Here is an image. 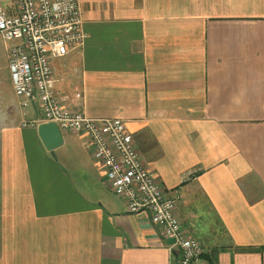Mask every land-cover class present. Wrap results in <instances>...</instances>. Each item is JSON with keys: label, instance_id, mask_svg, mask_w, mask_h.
<instances>
[{"label": "crops", "instance_id": "crops-1", "mask_svg": "<svg viewBox=\"0 0 264 264\" xmlns=\"http://www.w3.org/2000/svg\"><path fill=\"white\" fill-rule=\"evenodd\" d=\"M79 3L84 45L52 63L66 108L124 122L177 198L198 264H264V0ZM3 48L0 264H179L148 214L105 186L84 138L61 132L44 149Z\"/></svg>", "mask_w": 264, "mask_h": 264}, {"label": "built area", "instance_id": "built-area-1", "mask_svg": "<svg viewBox=\"0 0 264 264\" xmlns=\"http://www.w3.org/2000/svg\"><path fill=\"white\" fill-rule=\"evenodd\" d=\"M80 0H13L0 4V39L14 95L22 109H35L37 123H54L60 132L84 138L104 174V184L130 214L147 213L179 264H198L203 250L176 217L178 200L168 196L157 177L143 168L132 137L120 120H91L71 112L54 89L52 63L84 45ZM79 97V96H77ZM35 124L23 123V128Z\"/></svg>", "mask_w": 264, "mask_h": 264}, {"label": "water", "instance_id": "water-1", "mask_svg": "<svg viewBox=\"0 0 264 264\" xmlns=\"http://www.w3.org/2000/svg\"><path fill=\"white\" fill-rule=\"evenodd\" d=\"M38 138L47 152H52L63 144L62 133L54 123H41L37 126ZM173 240H167V245Z\"/></svg>", "mask_w": 264, "mask_h": 264}, {"label": "rangeland", "instance_id": "rangeland-1", "mask_svg": "<svg viewBox=\"0 0 264 264\" xmlns=\"http://www.w3.org/2000/svg\"><path fill=\"white\" fill-rule=\"evenodd\" d=\"M12 1L13 0H0V4H2L4 7L6 6H10L12 4ZM4 42L0 40V59H2V56H3V52H4ZM31 108H28V109H25L24 110V113L26 115V120H28L27 118H30V110ZM33 110V109H32Z\"/></svg>", "mask_w": 264, "mask_h": 264}]
</instances>
